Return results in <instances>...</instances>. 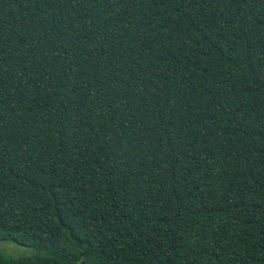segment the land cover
I'll list each match as a JSON object with an SVG mask.
<instances>
[{"label": "trees", "instance_id": "trees-1", "mask_svg": "<svg viewBox=\"0 0 264 264\" xmlns=\"http://www.w3.org/2000/svg\"><path fill=\"white\" fill-rule=\"evenodd\" d=\"M0 264H264V0H0Z\"/></svg>", "mask_w": 264, "mask_h": 264}, {"label": "rangeland", "instance_id": "rangeland-1", "mask_svg": "<svg viewBox=\"0 0 264 264\" xmlns=\"http://www.w3.org/2000/svg\"><path fill=\"white\" fill-rule=\"evenodd\" d=\"M0 252L11 257H31L38 254V252L32 248L6 242L0 243Z\"/></svg>", "mask_w": 264, "mask_h": 264}]
</instances>
